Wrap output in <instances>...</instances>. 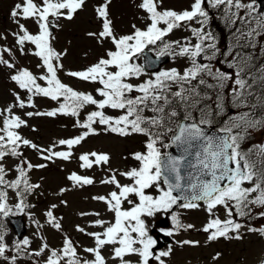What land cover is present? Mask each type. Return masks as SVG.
Segmentation results:
<instances>
[{
  "label": "snow or ice",
  "instance_id": "6c2138e0",
  "mask_svg": "<svg viewBox=\"0 0 264 264\" xmlns=\"http://www.w3.org/2000/svg\"><path fill=\"white\" fill-rule=\"evenodd\" d=\"M110 4L100 0L94 10L101 30L87 33L103 51L80 69L65 68L68 52L55 47L54 30L72 22L86 0H20L9 13L15 30L0 33V67L15 85L12 101L0 107V264H169L175 247L200 246L183 239L157 247L150 221L158 215L171 221L172 227L159 229L165 238L195 228L177 209L203 208L208 219L199 231L209 244L243 240L245 228L264 237V144L247 143L253 132L264 134V0H187L180 9L165 7L164 0H133L142 26L133 20L129 32L117 31ZM214 20L231 37L223 49ZM176 31L188 35L172 39ZM16 53L36 58L37 71L18 66ZM165 58L184 64L165 69ZM61 74L94 87L78 89ZM38 98L55 106L40 110ZM57 117L72 118L79 133L44 147L21 132L36 131L31 118ZM101 132L144 139L140 150L122 157L134 161L124 170L111 167L108 152L76 157L79 169L100 170L99 184L110 189L89 198L102 203L109 218L98 210L78 213L94 218L73 226L92 241L82 246L55 210L68 206L65 193L95 186V176L71 171L70 187L59 188L60 202L43 213L42 224L27 211L35 207L29 198L42 187L31 173L57 160L71 162L74 149ZM26 149L43 162L32 163ZM9 160L15 161L11 167ZM18 215H28L36 226V247L28 236L8 239L5 221ZM45 225L61 235L58 246L49 243ZM257 261L264 264V254Z\"/></svg>",
  "mask_w": 264,
  "mask_h": 264
},
{
  "label": "rangeland",
  "instance_id": "374dc122",
  "mask_svg": "<svg viewBox=\"0 0 264 264\" xmlns=\"http://www.w3.org/2000/svg\"><path fill=\"white\" fill-rule=\"evenodd\" d=\"M20 0H0V33H5L10 30H15V24L10 17V10L15 3ZM100 0H86V6L81 10L72 22L62 21L63 28L56 30L55 47L57 50L67 49L68 55L63 60L66 69H80L85 65L91 63L95 58L103 51L95 40L87 36L88 32H98L101 30V21L97 18L95 13V7ZM187 0H164L165 7H173L180 9L185 7ZM110 17L114 22L115 28L118 32H129L130 22L135 20L138 26H142V22L137 17V9L133 6V0H111L110 4ZM27 26L35 31V26L29 21ZM213 26V25H212ZM188 35L184 31H176L171 38L180 39ZM221 40L225 38V35H220ZM3 42L0 41V44ZM8 43H12V37L9 36ZM222 49L224 45L220 46ZM19 59L18 66H28L34 72L37 71L35 65L39 61L31 56H20L16 53ZM258 62L260 58L257 57ZM184 64L183 60L172 61L165 69L173 66L181 67ZM8 70L0 67V107L5 106L12 101L10 90L15 88V85L8 80ZM61 78L66 83L72 84L74 87L81 90H91L94 85L82 83L77 80L69 79L63 74ZM37 105L40 110L50 109L55 104L47 99H37ZM231 108H229L230 110ZM19 112V110H17ZM27 111V109L25 110ZM19 114L23 115V112ZM116 114V113H113ZM235 114V113H233ZM73 119L69 117H57V118H31L29 124L36 129L32 131L30 128H22V134L32 139L34 142L41 146L47 147L55 140L60 138H69L79 133V129L73 128ZM251 145L264 144V134L262 132L252 133ZM142 136H133L131 138L122 139L112 134H104L101 132L98 136L90 137L82 146L74 149L76 155H74L71 162H64L57 160L55 163H50L48 168L43 170H34L31 176L33 182H39L42 187L39 190V194H35L34 199L36 206L27 210L33 214V218L44 223L43 213L48 207L53 204H59L61 197L56 195L60 187H70V182L67 181L66 176L71 171H78L80 174L93 175L97 179V184L92 187H87L83 190H72L65 193L62 199L68 201V206L61 205L55 210L57 216L63 217V226L65 230L70 233L75 240H77L82 246L91 245L92 241L87 237L82 236L74 231L73 226L77 223L84 225L87 221L94 219L93 217L80 218L78 213L80 211L98 210L102 213L104 218H109L111 214H107L102 203L91 201L89 198L94 194H106L110 189L107 186L99 184L101 178V171L98 169H92L90 171L81 170L78 167L77 156L82 152L88 151H104L111 154V167L119 168L121 170L126 169L132 165L134 161L131 159L125 160L122 157L132 151L140 148V142ZM247 144L245 145V147ZM60 150V149H57ZM29 158L32 163H42L39 160L36 153L32 150H27ZM15 163L14 160H9L8 165L11 167ZM124 182V181H122ZM180 212L182 221L184 223H191L195 225V228L188 230L185 234L175 235V240L192 239L200 241L198 247H175L173 256L169 260V264H258L257 258L264 254V237H261L256 233H247V229H243L246 233L245 238L240 241L232 240L225 241L220 239L217 242L206 243L207 234L199 231L203 225L207 222V214L201 208L200 210H182ZM221 218H224L223 209H218ZM164 216V215H163ZM162 215H158L150 223H154ZM28 226L29 238L34 239L33 247L39 243V240L35 238L36 226L31 223L29 216L25 215ZM185 220V221H184ZM252 224L259 225L260 222L253 220ZM89 231L96 229H88ZM43 232L47 235L49 243L53 246H58L61 243V235L53 231L50 227L45 225ZM8 239L14 238L12 230L8 231ZM220 252L221 256L218 261L210 259L214 253ZM107 256V252H105ZM25 264V262H21ZM111 264V262H110Z\"/></svg>",
  "mask_w": 264,
  "mask_h": 264
},
{
  "label": "water",
  "instance_id": "95a60500",
  "mask_svg": "<svg viewBox=\"0 0 264 264\" xmlns=\"http://www.w3.org/2000/svg\"><path fill=\"white\" fill-rule=\"evenodd\" d=\"M168 62H169V59L165 58L163 61V64H166ZM8 219L11 223V226L15 230L17 236L22 237L26 232L25 223L23 221V215H21L19 217H10ZM18 225H19V227H18ZM156 225L158 227H166L168 225V220L167 219L160 220L156 223ZM169 241L170 240L167 238V239H165V241L158 242L157 247L161 248V247H163L164 244L168 243Z\"/></svg>",
  "mask_w": 264,
  "mask_h": 264
},
{
  "label": "trees",
  "instance_id": "16d2710c",
  "mask_svg": "<svg viewBox=\"0 0 264 264\" xmlns=\"http://www.w3.org/2000/svg\"><path fill=\"white\" fill-rule=\"evenodd\" d=\"M215 29L216 30H219L220 32H227V29H225L224 28V26H223V24H221V23H217V26L215 27ZM231 39V37L229 36V34L227 33L226 35H225V38L223 39V42L225 43V44H227L228 43V41ZM220 41H222V40H220ZM25 156L30 160V158H29V155H28V152H27V149L25 150ZM33 173V172H32ZM13 176L15 175L14 173L12 174ZM31 176H32V174H31ZM34 196H32V198H33ZM34 199V198H33ZM35 200V199H34ZM29 202L30 203H32V201L30 200V198H29Z\"/></svg>",
  "mask_w": 264,
  "mask_h": 264
}]
</instances>
